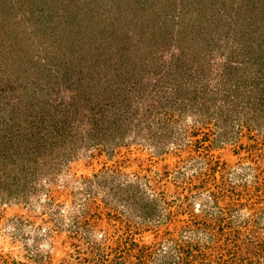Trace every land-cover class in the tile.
Wrapping results in <instances>:
<instances>
[{"label": "rangeland", "instance_id": "1", "mask_svg": "<svg viewBox=\"0 0 264 264\" xmlns=\"http://www.w3.org/2000/svg\"><path fill=\"white\" fill-rule=\"evenodd\" d=\"M0 180V264H264V0H0Z\"/></svg>", "mask_w": 264, "mask_h": 264}, {"label": "trees", "instance_id": "2", "mask_svg": "<svg viewBox=\"0 0 264 264\" xmlns=\"http://www.w3.org/2000/svg\"><path fill=\"white\" fill-rule=\"evenodd\" d=\"M135 36H136V40H138L137 37H138L139 35L135 34ZM128 40H129V41H132L133 39H132L131 36H129V37H128ZM133 41H134V40H133ZM134 42H135V41H134ZM121 108H122V106H121ZM25 123H26V122H25ZM55 126H56V120H55ZM62 134H63V133H62ZM57 136H58V135H57ZM59 136H60V139H59V140H61V137H63V135H59ZM41 137L44 138V139L48 138L47 135L44 136V137H43V136H41ZM94 137H95V136H94ZM49 138H51V137H49ZM49 138H48V139H49ZM51 139H52V138H51ZM62 140H64V138H63ZM38 141H39V138H38ZM57 141H58V140H57ZM39 142H40V141H39ZM40 144H41V142H40ZM20 148H21V147H20ZM18 152H19V149H16V154H13L12 157H14L15 155H17ZM21 152H22V153H21ZM23 152H25V151H20V154H19V153H18V154H19V155H22V154H24ZM1 180H2V179H1ZM1 180H0V181H1ZM0 183H1V182H0ZM172 260H174V261L172 262V264H176V262H175L176 260H175V258H174L173 256H172Z\"/></svg>", "mask_w": 264, "mask_h": 264}]
</instances>
